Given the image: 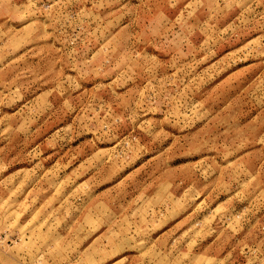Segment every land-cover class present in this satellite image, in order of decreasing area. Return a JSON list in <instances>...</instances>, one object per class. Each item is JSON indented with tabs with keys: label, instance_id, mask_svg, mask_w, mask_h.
Here are the masks:
<instances>
[{
	"label": "rangeland",
	"instance_id": "1",
	"mask_svg": "<svg viewBox=\"0 0 264 264\" xmlns=\"http://www.w3.org/2000/svg\"><path fill=\"white\" fill-rule=\"evenodd\" d=\"M0 264H264V0H0Z\"/></svg>",
	"mask_w": 264,
	"mask_h": 264
}]
</instances>
